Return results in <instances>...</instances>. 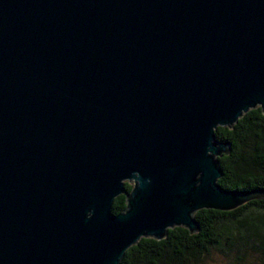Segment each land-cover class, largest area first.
<instances>
[{"label": "water", "instance_id": "95a60500", "mask_svg": "<svg viewBox=\"0 0 264 264\" xmlns=\"http://www.w3.org/2000/svg\"><path fill=\"white\" fill-rule=\"evenodd\" d=\"M258 106L264 0H0V264H121L264 197L217 181Z\"/></svg>", "mask_w": 264, "mask_h": 264}, {"label": "trees", "instance_id": "16d2710c", "mask_svg": "<svg viewBox=\"0 0 264 264\" xmlns=\"http://www.w3.org/2000/svg\"><path fill=\"white\" fill-rule=\"evenodd\" d=\"M215 137L230 144L217 157L225 189L264 190V112L258 106L245 112L231 127L218 126ZM129 191L132 185L125 182ZM126 206L125 194L112 202L115 214ZM198 230L168 228L162 239L142 237L126 249L121 264H198L211 248L230 250L246 244L264 264V197L249 200L231 210L199 209L194 214Z\"/></svg>", "mask_w": 264, "mask_h": 264}, {"label": "rangeland", "instance_id": "374dc122", "mask_svg": "<svg viewBox=\"0 0 264 264\" xmlns=\"http://www.w3.org/2000/svg\"><path fill=\"white\" fill-rule=\"evenodd\" d=\"M129 183L133 184V180ZM251 250L246 244L235 246L230 250L212 247L198 264H260L258 253Z\"/></svg>", "mask_w": 264, "mask_h": 264}]
</instances>
